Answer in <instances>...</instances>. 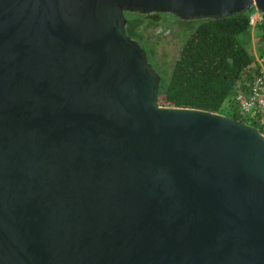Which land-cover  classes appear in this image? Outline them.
I'll return each mask as SVG.
<instances>
[{
  "label": "water",
  "instance_id": "1",
  "mask_svg": "<svg viewBox=\"0 0 264 264\" xmlns=\"http://www.w3.org/2000/svg\"><path fill=\"white\" fill-rule=\"evenodd\" d=\"M264 0H0V264H264V136L157 104L124 13Z\"/></svg>",
  "mask_w": 264,
  "mask_h": 264
},
{
  "label": "trees",
  "instance_id": "2",
  "mask_svg": "<svg viewBox=\"0 0 264 264\" xmlns=\"http://www.w3.org/2000/svg\"><path fill=\"white\" fill-rule=\"evenodd\" d=\"M253 12L242 11L220 20L197 21L169 69L159 68L145 31L165 23V17H173L124 13L126 35L145 51L147 61L160 77L157 100L163 99L166 107L206 111L245 123L237 112L232 94L241 75L248 71L250 78L258 71L256 59L246 52L239 40L249 30L248 18ZM260 17V26L264 28V13Z\"/></svg>",
  "mask_w": 264,
  "mask_h": 264
},
{
  "label": "rangeland",
  "instance_id": "3",
  "mask_svg": "<svg viewBox=\"0 0 264 264\" xmlns=\"http://www.w3.org/2000/svg\"><path fill=\"white\" fill-rule=\"evenodd\" d=\"M163 24L159 26H154L145 31V36L149 38V42L153 45V51L155 53V60L160 69H169L173 59L176 57L178 50L180 49L181 44L190 36L194 27L196 26L197 21H188L182 22L175 18L165 17ZM246 34V35H245ZM241 35L239 40L242 41V45L245 48L246 52L255 60L260 54L264 55V45L259 46L256 49V55L251 52L250 44L247 39V33ZM264 28L259 32L254 33L255 40L257 38H263ZM264 39V38H263ZM151 61V60H150ZM153 61H151L152 63ZM154 64V62H153ZM157 104L159 106H164L163 99H158ZM225 108V106L223 107Z\"/></svg>",
  "mask_w": 264,
  "mask_h": 264
},
{
  "label": "built area",
  "instance_id": "4",
  "mask_svg": "<svg viewBox=\"0 0 264 264\" xmlns=\"http://www.w3.org/2000/svg\"><path fill=\"white\" fill-rule=\"evenodd\" d=\"M259 22H261L260 16H258V18L249 16L248 18L249 27H254ZM256 63L258 66L256 74L252 73L249 78L248 75L251 74V72L246 71L247 73L241 75L235 82L232 100L237 108L238 114L245 120V123L255 127L263 135L264 58L257 59Z\"/></svg>",
  "mask_w": 264,
  "mask_h": 264
},
{
  "label": "crops",
  "instance_id": "5",
  "mask_svg": "<svg viewBox=\"0 0 264 264\" xmlns=\"http://www.w3.org/2000/svg\"><path fill=\"white\" fill-rule=\"evenodd\" d=\"M251 16L254 18H258V16H260V14L256 11H254L251 14ZM261 29H263V28L260 26V22H259L254 27H250L249 30L247 31V39H248L249 44H250L251 52L256 56H257V54H255V53H256L257 46H259L258 50H261V46L264 45V39H263L264 37L263 38H257V40H255L256 37H254V33L258 32V31L260 32ZM262 52H264V51H262ZM259 53L260 54L257 56L256 60L264 57V55L261 54V52H259Z\"/></svg>",
  "mask_w": 264,
  "mask_h": 264
}]
</instances>
